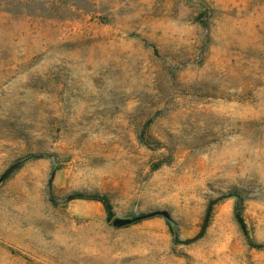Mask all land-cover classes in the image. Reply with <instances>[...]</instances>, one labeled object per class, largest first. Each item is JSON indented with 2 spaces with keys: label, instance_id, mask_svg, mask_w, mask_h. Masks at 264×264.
<instances>
[{
  "label": "rangeland",
  "instance_id": "1",
  "mask_svg": "<svg viewBox=\"0 0 264 264\" xmlns=\"http://www.w3.org/2000/svg\"><path fill=\"white\" fill-rule=\"evenodd\" d=\"M15 162L0 264H264V0H0Z\"/></svg>",
  "mask_w": 264,
  "mask_h": 264
},
{
  "label": "trees",
  "instance_id": "2",
  "mask_svg": "<svg viewBox=\"0 0 264 264\" xmlns=\"http://www.w3.org/2000/svg\"><path fill=\"white\" fill-rule=\"evenodd\" d=\"M11 172H12V170L7 175H9ZM230 195H233V194H227L224 197H228ZM102 201H103L104 206L107 210L108 219H113V223L116 225H127V224L131 223L132 221H134L135 219L136 220L142 219V218H138V217H136L134 220H132L131 218H121V217L113 218L114 217V211H113V207H112L110 200L107 197H102ZM216 201L217 200L212 201L211 204L209 205L210 207L208 210H210V213H211L213 206L216 203ZM243 211H244V206L239 204L238 207L236 208V219L238 220L239 224L241 225L243 231L246 233V235L249 237V239H251ZM210 213H209V216H210ZM250 243L252 245L257 246V247L264 248V245L257 244L255 242H253L252 240H250Z\"/></svg>",
  "mask_w": 264,
  "mask_h": 264
},
{
  "label": "water",
  "instance_id": "3",
  "mask_svg": "<svg viewBox=\"0 0 264 264\" xmlns=\"http://www.w3.org/2000/svg\"><path fill=\"white\" fill-rule=\"evenodd\" d=\"M19 165V162H15V163H13L4 173H3V175L1 176V178H0V181H2L6 176H7V174L11 171V170H13L14 168H16L17 166ZM158 213H160V214H164L165 216H167V217H169L170 215H169V213L167 212V211H165V210H156V211H152V212H150V213H147V214H144V215H141V216H137L138 218H145V217H150V216H153V215H156V214H158ZM209 213H210V210H208V213H207V217H206V222H207V219H208V217H209ZM206 222H205V224H206Z\"/></svg>",
  "mask_w": 264,
  "mask_h": 264
}]
</instances>
